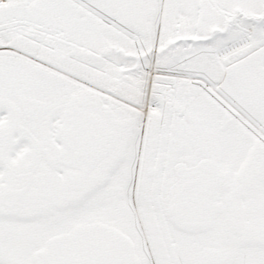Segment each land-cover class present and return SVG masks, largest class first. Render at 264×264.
Returning a JSON list of instances; mask_svg holds the SVG:
<instances>
[{
  "label": "snow or ice",
  "instance_id": "snow-or-ice-1",
  "mask_svg": "<svg viewBox=\"0 0 264 264\" xmlns=\"http://www.w3.org/2000/svg\"><path fill=\"white\" fill-rule=\"evenodd\" d=\"M0 264H264V0H0Z\"/></svg>",
  "mask_w": 264,
  "mask_h": 264
}]
</instances>
